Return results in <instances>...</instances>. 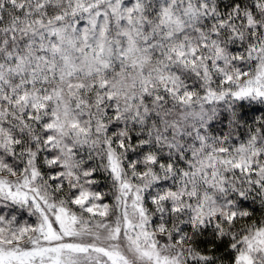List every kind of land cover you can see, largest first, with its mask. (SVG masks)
<instances>
[{
	"label": "snow or ice",
	"instance_id": "6c2138e0",
	"mask_svg": "<svg viewBox=\"0 0 264 264\" xmlns=\"http://www.w3.org/2000/svg\"><path fill=\"white\" fill-rule=\"evenodd\" d=\"M0 264H264V0H0Z\"/></svg>",
	"mask_w": 264,
	"mask_h": 264
},
{
	"label": "trees",
	"instance_id": "16d2710c",
	"mask_svg": "<svg viewBox=\"0 0 264 264\" xmlns=\"http://www.w3.org/2000/svg\"><path fill=\"white\" fill-rule=\"evenodd\" d=\"M104 190H105V191H107V189H106V188H105Z\"/></svg>",
	"mask_w": 264,
	"mask_h": 264
}]
</instances>
